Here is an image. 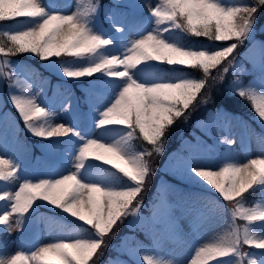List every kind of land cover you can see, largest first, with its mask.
I'll list each match as a JSON object with an SVG mask.
<instances>
[{"label":"snow or ice","instance_id":"obj_1","mask_svg":"<svg viewBox=\"0 0 264 264\" xmlns=\"http://www.w3.org/2000/svg\"><path fill=\"white\" fill-rule=\"evenodd\" d=\"M72 8L64 0H0V24L6 25L0 29V81H9V102L27 131L48 141L41 147L52 157L48 173L33 178L23 175V162L8 156L7 144H0V226H5L0 231L11 234L12 217L22 235L34 218L47 219L61 231L27 251L0 247V264H99L109 246L105 237L115 239L114 228L129 216L154 236L168 228L173 216L163 200L153 205L151 217L139 215L141 194L154 175L150 158L163 153L173 126L186 124L193 111L208 103L211 89L223 83L229 68L235 69V57H229L253 36L264 0H113L111 6L78 0ZM102 9L115 39L97 23ZM117 18L124 22L116 23ZM186 37L196 43H186ZM201 38L209 43H200ZM22 54H32L65 80L96 77L91 88L100 92L86 96L88 110L78 117L87 122L85 127L56 123V113L36 96L11 91L19 74L32 71L8 59ZM252 77L247 84L237 79L229 91L250 102L264 128V46ZM62 111H72L70 100ZM5 123L19 151L16 126L7 122V114L0 115V126ZM136 141L143 143L137 146ZM205 147L194 145L192 158L179 159L178 165L190 180H203L228 203V229L186 259L166 262L137 253L143 264H264V203L245 206L247 197L264 194V155L242 163L229 157L200 168L194 160ZM100 165L107 167L101 171ZM94 170L107 179L97 178ZM43 207L56 211L41 217ZM217 208L223 205L209 198L193 208V218L206 219ZM236 220L245 222L242 229Z\"/></svg>","mask_w":264,"mask_h":264},{"label":"rangeland","instance_id":"obj_2","mask_svg":"<svg viewBox=\"0 0 264 264\" xmlns=\"http://www.w3.org/2000/svg\"><path fill=\"white\" fill-rule=\"evenodd\" d=\"M78 0H64V2H70L73 4V8L70 10H74L75 3ZM155 2V0H153ZM229 3V2H226ZM124 21L117 18L116 23L120 24ZM6 26H0V29L4 28ZM101 28V27H100ZM110 35V34H109ZM111 36V35H110ZM264 46V43L261 40H256V44L252 47L251 52L248 54L250 57V61L253 65H258L259 58L261 55V48ZM56 71V70H55ZM20 79L18 83V87L15 89L13 88L11 91H13L15 94L20 95H34L36 96L37 100L41 104H47L50 109H52L56 116L53 117L54 122H64L69 123L73 127H83V124L80 120H78V117L74 114L75 106L72 105V111L69 113H65L62 111V108L64 107V104L66 101H69L68 99L64 100L62 103L58 102H50L49 96L53 94L51 87H42L40 85H36L35 81L30 79L27 75V73H21L19 74ZM243 76L240 75L241 79ZM1 82V81H0ZM1 84V83H0ZM83 84L90 85L86 80H84ZM233 85V84H232ZM91 87V85H90ZM9 93V88L7 89ZM239 100V97H238ZM71 102V99H70ZM246 102L244 103V105ZM88 110V105H86ZM251 109V107H250ZM221 110L226 111L225 109L221 108ZM196 114V111L194 114L191 115L190 118L194 117ZM9 114H7V117ZM220 118L222 121V125L225 127L222 131L224 133V140L223 141H234L232 144H228L227 151L223 153L222 155L217 153V150L213 146H207L205 145V150H203L205 153L208 154L207 157L201 154L199 152L194 160V164L197 167L205 168V167H211L218 165L222 163V161L226 158H231L235 160L236 162H247L249 158H256L258 156L264 155V143L262 141H257L254 139V137L251 134V125L250 124H244L243 125V138L241 139L242 135L240 134L241 128H239L234 122H231L230 119L226 117L223 113H220ZM15 118V117H14ZM15 120L20 122V128L24 131L29 133L21 119L15 118ZM189 121V120H188ZM200 133L189 131V135L191 136L193 134V139L185 138L184 140L178 137V141L182 143V145L185 148V153H180V158L171 157L168 161L162 162L158 160L153 161L154 164H151V168L154 172V175H150L148 180L149 183L152 184L153 189L156 191H150L147 193H142L141 197L143 199V207L140 209V217L141 218H149L152 215L151 209L153 208V205L155 204L154 201L157 203L158 200L165 201L170 207H171V214L173 216V223L166 229H162L160 234L158 236H154V234L151 232L150 234V243L152 244V252H150L151 246L149 245L148 250L150 254H155L157 259L164 260L166 262L173 261V260H180V259H186L189 256H194L195 254V248L197 246H203L207 243L215 242L220 235H223L224 232L228 229L229 224L231 223V215L230 211L227 209L230 207L224 206L222 211H219L218 209L215 210L214 213L211 214L210 217L203 219L201 221V226L195 228L190 232V220H192L193 215V207H189V210L186 213H183L186 210V207L181 212V205H177L175 201H177V198L173 196L171 191L168 189H159V184L161 183L162 177L166 173H173L176 175L181 176L184 178V173L186 171H174L178 167V169H182L181 166L178 165L179 159H191L192 158V147L194 145H201L203 146L205 144V140H203L205 134L212 132V126L211 122L209 121H203L198 120L197 121ZM1 127V126H0ZM7 128V127H6ZM6 128L4 131H6ZM179 129V128H178ZM171 130L170 134L172 135L170 138H167V142L172 140L174 141L177 136V131ZM30 134V133H29ZM6 137L3 136V138H0V144H5ZM44 142L48 143V141L44 140ZM43 141L41 142V146L45 144ZM191 142V143H190ZM226 143V142H224ZM42 148V147H41ZM21 149V148H20ZM17 148L13 149H6V154L8 156H16ZM172 149L168 150V153H171ZM227 155V156H226ZM17 159L23 161L24 159L21 157L16 156ZM157 162V163H155ZM26 166V165H24ZM35 169L32 168L28 171H26L23 175L30 176V177H36L40 175L47 174L49 169L47 167L38 169L37 171H34ZM94 175L97 178L102 179V176L98 171L94 170ZM188 176V175H187ZM197 180L199 178H196ZM201 181V180H200ZM147 185H145V188ZM12 190H15V186H12ZM168 192V193H165ZM257 194V193H256ZM255 195V194H254ZM253 195V196H254ZM253 196L247 197L245 201L246 207H253ZM163 198V199H162ZM175 200V201H174ZM264 203V194L261 196V202ZM43 210H47L48 208L43 207ZM3 208L0 207V211H2ZM54 210V209H53ZM56 211V210H54ZM13 220V226L11 229V234L9 235L7 231H0V247L6 248L8 252H14L18 248H23L26 245H23V247L19 244L12 245L11 246V238L13 235L15 236H27L29 235V232L31 233L35 230V223L38 222V226H40L39 234H36L35 239H26L28 242L27 250H30L34 244H45L49 241H51L54 238H57L60 236L61 231L60 229L50 224L49 222L43 221L41 218H34L31 222L30 228L23 229V235L21 234V230H18L14 224L15 217L11 218ZM57 220L62 221V217H57ZM129 221H132L133 223L129 224ZM200 220H196L197 223H199ZM240 220H236L235 223L237 226L243 228L244 225H239ZM5 226H0V229H3ZM39 228V227H38ZM144 228V225L136 222L135 217L129 216L125 222L117 227L120 231H122L124 235V239L126 240L127 237L134 236L138 234V238L141 236L145 237V232H142ZM32 230V231H31ZM190 232V233H189ZM123 246L125 249L128 248V251L133 252L130 248V245L124 241ZM250 249L246 248L244 251H249ZM142 252L141 249L134 250L135 256L137 257V253ZM116 255H103L102 259L110 262L109 264H117V261L120 259V257L115 258ZM101 259V260H102ZM120 261V260H119ZM122 264H125V262H122ZM126 264H131L130 262Z\"/></svg>","mask_w":264,"mask_h":264},{"label":"trees","instance_id":"obj_3","mask_svg":"<svg viewBox=\"0 0 264 264\" xmlns=\"http://www.w3.org/2000/svg\"><path fill=\"white\" fill-rule=\"evenodd\" d=\"M229 1H230V3H252V0H229ZM121 2L124 3V2H126V0L125 1H121ZM100 3L102 5L111 6L112 3H113V0H101ZM145 15H147V14H145ZM98 17L100 19L101 25L106 30L112 32L113 36L116 37L117 34L115 32H113L111 30V28H110L109 20L106 17H104L103 9L101 10L100 13H98ZM258 21H259V23H260V21L264 22V9L259 11V13L257 15L256 24H257ZM1 25H3V24H0V26ZM255 28H256V25H255ZM257 36H263V35L261 33H257ZM186 39H188V40L192 39L193 43L195 42V38L186 37ZM234 42L235 41H228L226 43L227 44H231V43H234ZM200 43H209V42L206 41L205 39L201 38ZM250 43H251V41L245 40L243 42V44L240 45L236 50L242 49L241 52H243V51H245V49L247 48V46ZM233 57H234V53L232 54V56L229 57V60H232ZM2 59H4V57L0 56V60H2ZM8 59L9 60H13V61H17L21 65L29 66L32 71L27 72V73L30 75V77L34 81H38V83L40 81H45L44 84L48 85L50 83V81H52V79L48 78L49 76L50 77H57L58 76V75L52 73L51 71H49L47 67L43 66L42 62L38 58L33 56L32 54H22V55H18L16 57H8ZM60 59H70V58L61 57ZM243 59L246 61V58L244 56H243ZM225 63H227V62H225ZM156 67L163 68L164 66H156ZM220 67L222 68V66H220ZM240 71H241V68H235L234 71L233 72H229V74L233 75V76H236ZM213 74L214 75L216 74V70H213ZM58 77H61V76H58ZM93 78H96V77H93ZM63 80H64V84H61L60 92H58V94H59V96H67V97H69L71 99V103H73L75 105L79 104L81 106H85L84 102L86 100V96L87 95H89L90 93H93V92H97V93L100 92V89H96V88H91L90 87L91 83L89 82L88 78H84L83 80H65V79H63ZM84 80H86L90 85H86V84L84 85L83 84ZM95 80L96 79H93L92 81H95ZM1 83H4L3 85L6 86V85H8L9 81L7 79H5V80L1 81ZM4 86L0 87V95H1L0 115H1V113L5 112V111H8L10 113V109H9L10 102H9V98L7 97L6 93L4 92V90L6 89V87H4ZM245 102L246 101L242 100L241 98H239V100H238V96L237 95H233L228 90L226 85L222 86V83H217L211 89V99L208 101V103L201 105L195 111H196V113L204 114L208 108H213V107H215V106H217L219 104H224V105H227V106H229L231 108L242 110L245 114L250 116L252 114V112L248 108L245 107V105H244ZM14 111H15V109H14ZM195 111H193L192 114H194ZM81 114H82V112H81ZM17 118L20 119L19 116H17ZM19 125H20V122L18 123V125H15V126L17 127ZM184 125H185V123H179L178 122V124L176 126H173L172 130H176L178 128L180 129ZM255 126L258 128L257 125H255ZM16 132L18 133V138L22 137V130H21L20 127L16 128ZM13 135H14V133H13ZM171 136L172 135L169 134L168 138H170ZM31 139L34 141V144H33L34 151L39 153L38 155L44 154L43 150H39L40 138L31 136ZM167 144L171 145V146L175 145L172 140L168 141L166 143V145ZM160 156H161L160 154H154L150 158V164H154L153 161H155V160H158L157 162H159L160 159H161ZM157 162H155V163H157ZM185 177H186V180L170 178V181H171V183H174V184L180 186L181 188L186 189L187 191H189L187 193V195H191L190 192L193 191L192 189H198V191H202V192L206 193L205 189H208V187H209V185H207L206 182H204L203 180L200 181V179H198L199 182L196 183V184H191V182L186 183L185 181H187L188 179H187L186 175H185ZM213 196H217L218 197V195H213V194H210L209 197L211 199H214V198H212ZM191 197L193 199H196L195 196H191ZM46 211L48 213V216L53 215L54 210L47 209ZM243 223H244V221H241L239 225H243ZM113 231L115 233V239H111V234L109 236L105 237V242L107 244H109V246L104 250V254L105 255H107V254L118 255V254H120L122 252L126 256V253H125L124 249L122 248V245L120 244V240L124 237L122 231L117 229V227L114 228ZM127 239L129 241L130 237H127ZM137 244L138 243L135 244V241H132L130 243V246H132V248H134V246L137 245ZM129 257L130 256H126L124 258L128 259Z\"/></svg>","mask_w":264,"mask_h":264},{"label":"bare ground","instance_id":"obj_4","mask_svg":"<svg viewBox=\"0 0 264 264\" xmlns=\"http://www.w3.org/2000/svg\"><path fill=\"white\" fill-rule=\"evenodd\" d=\"M137 238H138V234L131 236L128 242L131 243L132 241H135Z\"/></svg>","mask_w":264,"mask_h":264}]
</instances>
